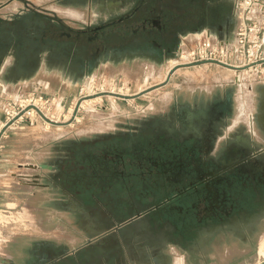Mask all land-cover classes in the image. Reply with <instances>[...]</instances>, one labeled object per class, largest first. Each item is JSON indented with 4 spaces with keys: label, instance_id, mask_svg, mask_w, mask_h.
<instances>
[{
    "label": "crops",
    "instance_id": "1",
    "mask_svg": "<svg viewBox=\"0 0 264 264\" xmlns=\"http://www.w3.org/2000/svg\"><path fill=\"white\" fill-rule=\"evenodd\" d=\"M2 1L0 0V2ZM44 1L46 0H38L40 3ZM74 1L75 4L79 2L81 8H85V10L97 8L96 13L103 11L101 15L106 16L104 20L126 15L140 6L142 7L140 13L145 15H151L152 11H157L154 16L161 15L165 8L180 15L190 9L191 1L193 2L192 6L196 7L195 11L192 10L193 26L188 30H178L176 41L171 45V51H173V46L175 49L181 46V43L178 45L177 40L178 38L182 39L183 34L190 37L205 36L213 41L230 45L234 43V31L225 29L227 20L233 12L234 0ZM158 4L160 6H158V10H155L154 8ZM202 8H205V26L199 24V17L203 14ZM22 9L21 6H13L0 10V23L12 21L15 15L24 13L21 11ZM25 24L28 28L30 21L26 20ZM1 28L7 35L0 37V70L4 68L6 70L5 72L0 71V84L10 87L36 81L39 82L38 84L46 85L47 89L49 88L46 94L57 93L56 95L62 101L60 104H64V101L70 102L74 96L71 91L65 89V83L69 80L67 70L69 73H72L71 71L77 72V74L81 72V63L87 62L86 59L77 56L82 52L72 47H52L41 49L37 53H30L27 48H23L27 46L22 45V47L11 41L7 32L10 28L9 30L2 26ZM166 52V46L163 44L119 45L108 48L106 52L96 57L95 61L126 63L130 68L135 65L137 59L143 58L153 64L161 65L165 63ZM213 68H215L213 65H204L176 71L167 85L134 102L148 100L154 92L167 89L173 78L179 74L198 73L201 78H205V81H199V85H196L198 80L193 81V84L179 82L169 93V100L165 104L172 106L170 122L175 121L174 119L180 111L186 109L193 112L199 106L211 108L214 105H230L231 111L233 110L232 112L235 113L234 106L237 96L233 89L224 87V89L217 90L215 89L217 85H208L210 79L206 77L205 73L214 70L219 72ZM221 70L231 73L236 82V73L225 69ZM204 82L207 85L202 86ZM159 118V120L162 119V113ZM230 119L229 115L228 118L222 116L218 120L222 127V139L240 132L243 136H249L254 144L261 146L258 151H264V143H260L256 139L255 133L251 131V123L243 125L241 115L237 121ZM1 125L0 116V129ZM33 130L31 127H24L19 132H8L1 137L0 190H2L3 184L8 183L10 186L7 188L10 191L14 189L27 191L32 198L38 195L43 196L51 189L61 194L62 197L52 204L57 211V214L54 215L45 214V211H50L51 208L49 196L39 198L36 205L40 208L41 214L34 213L37 226L31 235V241L4 247L2 257H0L2 263L234 264L241 260L242 248L251 246L253 238L257 236L259 223L264 222V216L258 220L252 219L250 216L246 219L235 218L230 224L216 227L205 226V230L187 237L185 246L182 243L179 245L177 242L173 244L166 242L162 246H158V242L162 239V233L165 231L162 228V220H150L151 218L144 214L138 215L140 204L136 201L137 198H94L89 194H86L85 198H81V196L67 198L65 196L67 180L69 184H72L74 179L79 177L80 172L68 175L66 164L71 159L74 161L81 157V141H76L75 138L67 139L66 136L59 134L32 133ZM44 130L47 129L44 128ZM260 130L258 133L264 137L263 130L261 128ZM75 165L74 163L72 168L75 169ZM77 167L80 171L81 168ZM10 195L12 196L11 193ZM20 204L21 202L12 198L8 201L0 200V207ZM25 205L30 206V203L27 202ZM37 210L34 209V212ZM120 215H122L121 220L118 218ZM45 221L49 223L46 228L42 224ZM263 246L264 240L261 242L260 248Z\"/></svg>",
    "mask_w": 264,
    "mask_h": 264
},
{
    "label": "flooded vegetation",
    "instance_id": "2",
    "mask_svg": "<svg viewBox=\"0 0 264 264\" xmlns=\"http://www.w3.org/2000/svg\"><path fill=\"white\" fill-rule=\"evenodd\" d=\"M65 1L46 0L39 5L34 0H3L0 10L17 4L23 7L24 13L15 15L8 23H0V37L7 35L1 26L10 28L7 32L11 41L27 46L22 47L30 53L52 47H72L81 51L77 56L87 61H95L112 46L136 43L163 44L169 56L174 54L171 45L178 30L192 28V12L196 10L190 1V9L180 15L165 8L161 15L154 16L157 11L145 15L140 13V6L95 26L80 27L71 23L65 13L54 10L59 6H46ZM234 3L235 0L225 25L227 31L235 27ZM158 6L154 9L158 10ZM202 10L199 24L205 26V8ZM26 20L30 21L28 28ZM232 111L230 105L199 106L193 112L180 111L174 122L167 124L163 119L158 120L150 129V135L143 133L137 143L117 145L111 152H102L101 160L94 161L101 165L100 175L90 171L83 177L80 169L72 185L97 198L93 194L96 190L107 192L115 187L127 190L119 179L125 178V174L136 176L133 173L139 172L143 181L141 189L148 191L137 197L140 204L137 214H144L150 220H162L165 231L158 246L166 242L185 246V239L205 230V226L230 224L235 218L249 216L255 219V215L264 210V151H258L254 142L246 140L240 132L222 139L218 120L229 115L232 120ZM216 149L217 156L212 157ZM83 179L88 180L83 182ZM121 216H118L120 220Z\"/></svg>",
    "mask_w": 264,
    "mask_h": 264
},
{
    "label": "rangeland",
    "instance_id": "3",
    "mask_svg": "<svg viewBox=\"0 0 264 264\" xmlns=\"http://www.w3.org/2000/svg\"><path fill=\"white\" fill-rule=\"evenodd\" d=\"M34 1L39 5L41 4L38 0ZM53 5L60 7L54 10L60 11L62 14L65 13L66 17L71 18L69 20L71 23H75L80 27L95 26L105 21L106 16L101 15L103 11H97L96 13L97 8H92L91 10L87 8L85 10V8H81L79 2L75 4L74 0H66L64 3L51 2L50 5L46 6L51 8L50 6ZM15 6L18 5L16 4ZM182 36V39L178 38L177 40L178 45L181 43V46H178L176 49L173 46L174 54L166 55L164 57L165 63L161 65H156L151 61L139 58L135 62V65L129 68L126 63L101 60L98 62H82V69L79 74L74 71L69 73L67 70L69 80L65 83V89L71 91L74 97L70 102L64 101V104H62H66L65 106L60 104L62 101L56 95L57 93L46 94L49 88L47 89L44 84H38L39 82L33 81L10 87L0 84L1 127L7 122L6 113L9 111L10 113L11 111L18 112L22 101L29 100L30 98H34L35 100L42 98L44 103H46L45 109L36 111L33 118L14 124L5 134L8 132H19L24 127H31L34 129L31 131L32 133L59 134L66 136L67 139L75 138L76 141H81L82 157H78L74 161L71 159L67 162V174L79 173V168L77 167L79 166L82 169L83 177H87L86 173L88 174L90 171H93L94 174L97 172L100 175L102 173L101 165L99 163L96 165L94 161L101 160L102 152H111L117 145L137 143L141 137L140 135H143V133H146L145 136H149L150 129L160 119L161 113L163 121L167 124L170 122L167 116L172 112V106L166 105L165 102L169 100V93L174 89L176 84L183 81L187 84H193V81L198 80L196 81V85H199V81H205V78H201L198 73H193L192 75L188 73L179 74L173 78L172 83L169 84L167 89L154 92L151 98L141 100L142 102L124 100L106 94L120 93L121 95L132 96L163 82L168 72L174 68L175 55L179 51L189 50L198 40L205 38V36L190 37L185 36V34ZM213 66H215L213 69L219 72H215L214 70L205 73L206 77L210 79L208 80V85H217L215 88L217 90L224 89V87L233 89L234 94L237 96V102L232 120L237 121V118L241 115L242 124L251 123V131L255 133L256 139L260 143H264V137L258 133L261 130L257 121L261 97L258 89L264 85V68H259L258 71L254 72L232 71L236 73L237 80L235 82V78L231 73L221 70L224 68L216 65ZM0 71L5 72L6 70L4 68ZM150 72H152V75H150ZM202 84L200 85H207L205 82ZM86 101L89 103L85 104ZM146 103L148 105H144ZM81 104L82 106H80ZM48 121L55 124H51ZM43 127L47 130H44ZM143 129L145 130L141 132ZM246 140L253 142L249 136H246ZM255 147L256 149L261 148L258 144H255ZM216 151L217 149L212 152V157L217 156ZM74 163L76 164L75 169L72 168ZM77 173L76 176H78ZM133 175L136 176L125 174V178L119 179L124 183L123 185L128 187L127 190H121L117 187L107 192L96 190L93 193L95 194L94 196L97 198L141 197L140 195L148 190L144 191L141 189L143 188V184L141 183L143 181L139 178V172L133 173ZM85 180L88 179H83V182ZM9 186L8 183L3 184V188L0 190V200L8 201L12 198L15 201L21 202V204L0 207V257H2L4 247L15 246L19 242L26 243V241H31V235L37 226L34 213L41 214L40 208L36 205L39 202V198L49 196L51 208L50 211H45V214L54 215L57 214V211L52 204L55 200L57 201V199H61L62 197L61 194L51 189L44 193L43 196L38 195L32 198L27 191H16V189L10 191L7 188ZM74 186L69 184L67 180V189L65 190L67 198L80 196L81 198H85L87 196L83 189L76 185ZM124 189L126 188L124 187ZM27 202L30 203V206L25 205ZM34 209L37 211L34 212ZM255 216L256 220L262 218L264 210ZM42 224L46 228L49 223L45 221ZM263 240L264 223L259 226L257 236L253 238L251 246L242 248L241 260L234 264H264V246L260 248Z\"/></svg>",
    "mask_w": 264,
    "mask_h": 264
},
{
    "label": "built area",
    "instance_id": "4",
    "mask_svg": "<svg viewBox=\"0 0 264 264\" xmlns=\"http://www.w3.org/2000/svg\"><path fill=\"white\" fill-rule=\"evenodd\" d=\"M234 21L233 44L203 38L189 50L179 51L175 55L174 67L218 62L235 68H245V72L264 68V0H235ZM19 107L18 112L6 113L7 122L0 129L1 137L14 124L33 118L36 111L45 109L46 103L42 98H30L22 101Z\"/></svg>",
    "mask_w": 264,
    "mask_h": 264
},
{
    "label": "water",
    "instance_id": "5",
    "mask_svg": "<svg viewBox=\"0 0 264 264\" xmlns=\"http://www.w3.org/2000/svg\"><path fill=\"white\" fill-rule=\"evenodd\" d=\"M204 65H216L218 67H221V68L227 69L229 71H233V72H241V71H246L247 70L245 68H235V67H231V66H228V65H225V64H222V63H218V62H205V63H197V64H194V65H184V66H179V67L172 68L168 72L166 79L162 83L154 85V86L150 87L149 89H147L145 91H142L140 93H137L135 95L126 96V95H120V94H116V93H106V94L110 95L112 97L120 98V99H124V100H136V99H139L140 97H142L145 94H148V93H150L152 91H155V90L165 86L169 82L171 76L176 71H178L180 69H188V68L200 67V66H204ZM259 112H261L263 114L262 117H263V121H264V97H263L261 103L259 104ZM48 122L51 123V124H55V123H53L51 121H48ZM7 127L8 126H6V128ZM0 137H1V134H0ZM0 264H6V263H0Z\"/></svg>",
    "mask_w": 264,
    "mask_h": 264
},
{
    "label": "bare ground",
    "instance_id": "6",
    "mask_svg": "<svg viewBox=\"0 0 264 264\" xmlns=\"http://www.w3.org/2000/svg\"><path fill=\"white\" fill-rule=\"evenodd\" d=\"M149 71H150V69H149ZM147 73H148V71H147ZM150 75H152V72H150ZM150 75H149V77H150ZM259 93H260V95H261V97H260V103H261V101H262V99H263V97H264V85L263 86H261L260 88H259ZM120 94V93H119ZM121 95V94H120ZM87 103H89V102H87L86 101V103L85 104H87ZM80 106H82V104L80 105ZM263 114L261 113V112H259V115H258V118H257V121H258V124H259V126H260V128L263 130V132H264V121H263ZM2 261V260H1ZM0 261V262H1Z\"/></svg>",
    "mask_w": 264,
    "mask_h": 264
}]
</instances>
